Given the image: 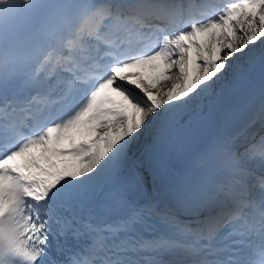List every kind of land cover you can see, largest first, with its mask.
Instances as JSON below:
<instances>
[{"label": "snow or ice", "instance_id": "snow-or-ice-1", "mask_svg": "<svg viewBox=\"0 0 264 264\" xmlns=\"http://www.w3.org/2000/svg\"><path fill=\"white\" fill-rule=\"evenodd\" d=\"M213 7L202 16L204 0L183 6L186 62L177 71L185 95L107 151L97 154L85 143V153L70 154L80 146L76 125L53 126L29 146L55 121L24 127L13 106L0 102V264H250L242 253H251L255 242L236 226L228 236L243 237L235 243L247 241L246 249L211 243L226 226L223 204L196 219L193 231L182 218L186 203L165 192L177 146L218 129L217 114L250 79L264 83V54L255 50L264 46V0H221ZM256 125L264 127V99L244 128L207 138L209 151L230 152ZM251 147L264 148V136ZM90 155L94 160L82 163ZM189 234L208 243L193 246ZM259 251L264 257V230Z\"/></svg>", "mask_w": 264, "mask_h": 264}, {"label": "bare ground", "instance_id": "bare-ground-1", "mask_svg": "<svg viewBox=\"0 0 264 264\" xmlns=\"http://www.w3.org/2000/svg\"><path fill=\"white\" fill-rule=\"evenodd\" d=\"M191 2H193V0H142L139 3H133L128 6L121 5L119 9L104 7L100 12L99 17L104 16L112 18L109 27L110 32H120L122 36L123 34L128 36L131 33L137 32L139 30L138 27L146 23L158 26H169L171 28H175L177 25H183L187 21L182 16V12L185 10L183 6H187ZM216 2L217 0H204V7L206 10L197 11H199L200 14L208 13V11L213 8V5ZM262 54H264V52ZM177 65L178 64H175V62H171L168 71L171 69L170 71L172 74V67L176 69L180 68L181 66L180 65L177 67ZM180 77H182V74ZM143 81L140 83H143ZM179 83V78H173L168 82H162L156 89H150L144 86H136L133 92L131 90L133 93L132 94L130 91L125 89L121 83L116 82V85L119 88H122L125 93L128 92L130 94L131 105L125 110L123 115L125 117H132L134 116L133 113H135L134 109L137 112V107L140 108L139 102L135 100L139 98L135 97L138 96L139 91L144 92L143 96L147 98H152L155 100L157 99V101L153 100L154 104L148 102V100L145 102L146 109L144 110V114H147L151 108L159 109L158 112H160L163 110L161 107L163 102L161 100H164V104L169 103L170 106L172 102L171 92L179 86ZM186 90H188V86H186ZM134 91L137 92V94L135 93V96ZM178 94L179 93H177V98L179 99L180 97ZM143 99L145 98L143 97ZM155 113L156 111L151 113V115L153 116ZM130 114H132V116H130ZM217 118L218 114L216 116V124ZM142 125L144 124H141L140 121H138V117H135L134 125H126L123 129L117 128V131L114 133H117V138L116 140L112 141V145L115 146V144L119 143L125 137L133 134L134 130L139 129ZM220 130L221 129L219 128L211 129L212 135ZM261 132H264V127H261L260 125L248 128L244 134L235 141L230 152L228 153H210L211 155L204 154L205 152L199 149V147L204 145L207 141V138L212 136H208L206 133L199 139H191L183 148L177 146V149L174 150L172 154H170V170L165 184V190L170 184L175 183L177 177H180V173L176 171L177 166L180 165L185 168L184 172L186 182H191L194 177H198L199 175H203L206 178V186L214 195V212L218 206H221V204H223V206L227 209L223 222L225 220V222H229L233 218V216L230 214H235V212H237L239 216H242L241 212L246 206L251 208L252 212L251 214L249 213L250 218L258 217L260 214V208L257 205V199L261 197V195H254V192L258 188L264 186V182L260 181L258 177L254 179V176L257 173H264V171H262V167L260 168V161L262 159L264 160V148H252L251 145L254 140L257 141ZM262 136H264V133ZM255 153L258 156H254L256 155ZM218 156L220 159L222 158L224 160H227L229 157L232 159L233 167L231 175L223 173V176L221 173H219V171L212 167L214 165H212V161L217 159ZM244 159L249 160L247 163H244ZM249 172L251 173L247 174ZM251 176L252 179L250 180ZM261 176H264V174ZM248 200L253 201L255 204L251 205L248 203ZM236 217H238V215ZM185 220L190 222V227L193 229V231L199 227L194 223L195 220ZM188 236H190L193 245L202 240L198 239V237L194 234H189ZM212 238H218V232H216L215 236Z\"/></svg>", "mask_w": 264, "mask_h": 264}, {"label": "rangeland", "instance_id": "rangeland-1", "mask_svg": "<svg viewBox=\"0 0 264 264\" xmlns=\"http://www.w3.org/2000/svg\"><path fill=\"white\" fill-rule=\"evenodd\" d=\"M187 21L183 24L185 27L188 24ZM177 32L178 31H176V33ZM188 34H190V33H188ZM183 43L184 42L181 40V36H177V37H174L172 39V41L169 44L168 54L163 59V64L159 69H155L150 73H147L146 71H136V70L126 71V70L121 69L117 73L114 81L121 83L125 89H127L130 92L132 90V92H133V90L136 86L137 87L144 86L146 88L156 89L160 86V84L162 82H168L169 80H171L173 78H179L180 79L179 86L177 88H175L174 91L171 92V101L173 102V101L178 99L177 93H179L178 95L181 98L182 96L185 95V93L187 91L186 90L187 85L185 83L184 77H183V75H182V77H180L181 73L177 71L178 68L174 69L172 67V74L170 71L171 69L169 71H168V69H169V65L171 62H175V64H178L177 67H179L182 62H186V61H184V54L181 51L183 48ZM255 50L257 53L262 54L264 52V46H256ZM142 79L146 80V81H143ZM142 81H143V83H140ZM180 89H181V91H180ZM139 92H138V96H135V93L137 94V92L134 91V96L139 97L138 99H135V100L138 101L140 104V108L137 107V112L134 109V112H135V113H133L134 116H132V114H130V116H132V117H127L128 119L126 118L122 121L109 123L108 125L98 129V131L90 138V141L92 142L93 147L96 149L97 154L100 151H107L110 147H113L112 141L116 140V138H117L116 137L117 133L114 134L115 131H117V128L123 129L126 125L127 126L128 125H134L135 117H138V121H140L141 124H144L146 121H148L149 119H151L154 115H156L158 113L159 109L151 108L147 112V114H144V110L146 109L145 102H147V100H148V102L154 104L153 100H155V99L147 98V97L143 96L144 92H142V91H139ZM143 97L145 99H143ZM155 101H157V99ZM161 101L163 102L161 104V107L163 109H166L169 106V103L164 104V100H161ZM154 111H156V113L153 114V116H152L151 113H153ZM150 115H151V117H150ZM137 130L138 129H135L134 133ZM263 133L264 132H261L257 141L259 140V138L262 136ZM254 156H258V155L256 154ZM259 159H262V158H259ZM93 160H94V156H92L91 159L85 163H90ZM248 160L249 159H244V163H247ZM261 167H262V170L264 171V160L263 159L260 161V168Z\"/></svg>", "mask_w": 264, "mask_h": 264}, {"label": "water", "instance_id": "water-1", "mask_svg": "<svg viewBox=\"0 0 264 264\" xmlns=\"http://www.w3.org/2000/svg\"><path fill=\"white\" fill-rule=\"evenodd\" d=\"M263 98L264 83L256 78L250 79L240 94L226 104L223 114L218 118V125L226 131L238 132Z\"/></svg>", "mask_w": 264, "mask_h": 264}]
</instances>
